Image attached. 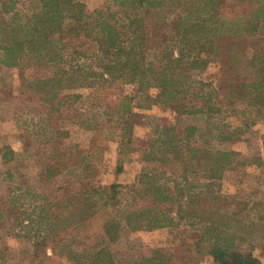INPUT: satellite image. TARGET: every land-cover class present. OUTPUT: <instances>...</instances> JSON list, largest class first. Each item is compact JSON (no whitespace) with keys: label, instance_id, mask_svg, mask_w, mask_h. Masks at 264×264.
I'll return each instance as SVG.
<instances>
[{"label":"trees","instance_id":"16d2710c","mask_svg":"<svg viewBox=\"0 0 264 264\" xmlns=\"http://www.w3.org/2000/svg\"><path fill=\"white\" fill-rule=\"evenodd\" d=\"M0 1L2 14L13 13L9 20L17 22L2 18L0 63L30 71L28 88L38 96L30 99L47 105L42 114L50 129L71 120L68 112L82 98L79 90L92 89L97 82L133 87L119 105L116 178L123 172L127 151L141 153L143 162L185 165L181 182L186 185L201 169L202 178L221 179L236 160L234 152L200 148L199 128L178 123L157 125L152 138L138 136L134 146L140 128L133 120L138 116L134 109L175 113L176 121L182 116H205L210 121L233 120L240 128L264 126V0H201L199 5L194 0H113L114 7L93 13L83 0H33L28 14L16 10L21 0ZM249 50L254 52L251 57ZM227 63L229 72L223 70ZM240 64L246 66V74L236 73ZM211 66L218 76L197 77ZM46 70L49 76H37ZM235 135V131L220 132L219 139L231 141ZM50 143L41 148L45 163L40 186L50 232L35 242L29 264H61L56 260L62 255L59 249L83 245L98 234L116 241L123 224L134 231H149L196 218L211 222L204 210L219 201L215 194L185 192L180 186L174 194L172 188L159 184L155 170L145 169L138 179L142 189L136 188L133 197L123 201L116 179L103 185L100 164L93 163L96 158L89 151L60 154L61 141ZM10 212L17 221L22 218L19 209ZM7 215L0 212V223ZM259 220L264 223V216ZM213 237L214 241L199 236L195 243L200 255L210 257L213 264H262L252 253L227 245L218 233ZM49 249L53 258L47 255ZM173 258L156 250L149 258L125 263L103 248L76 254L72 261L173 264Z\"/></svg>","mask_w":264,"mask_h":264},{"label":"rangeland","instance_id":"374dc122","mask_svg":"<svg viewBox=\"0 0 264 264\" xmlns=\"http://www.w3.org/2000/svg\"><path fill=\"white\" fill-rule=\"evenodd\" d=\"M194 1L199 5L201 0ZM236 1L238 0H225ZM32 2L33 0H21L16 5V10L28 14L34 6ZM83 2L90 13L114 7L113 0ZM1 6L0 1V8ZM12 16L13 13L2 14L0 10V44L4 43L2 18L9 20ZM261 34H264V29ZM252 54L254 52L249 50L248 57ZM2 55L0 50V58ZM227 65L228 63L223 65V70L229 72ZM236 68L237 74L248 72L243 64ZM29 75L30 71L22 72L19 68L5 67L0 63V212L8 214L0 223V264H29L35 242L50 232L44 212L45 196L40 190L43 181L42 167L45 163L41 148L46 149V145L56 140L61 141L60 154L89 151L96 158L92 162L100 164L98 177L105 180L103 185L116 179L121 186L118 191L123 201L130 200L136 188L138 191L142 189L138 179L145 169L155 170L159 184L169 186L174 194L178 190L176 187L180 186L185 192L202 191L207 195L215 194L220 197L218 202H211L204 210L205 217H211L210 223L196 218L179 225L176 222L170 228L149 231H134L123 224L116 241H109L102 233L93 236L83 245L59 249L62 255L56 260L61 264H73L72 258L76 254L94 253L103 248H107L117 260L125 263L149 258L154 251L162 250L173 254V264H213L210 257L200 255L195 243L199 236L208 240L212 237L213 240L214 233L227 240V245L252 253L264 264V223L259 220V216H264V126L260 130L240 128L233 120L210 121L205 116H182L176 121L175 113L168 116L156 108L149 111L134 109L138 116L133 120L140 124L134 146L138 136L152 138L157 125L178 123L180 127L199 128L200 135L197 140L200 148L213 153L234 152L236 160L232 167L222 173L221 179H204L201 176L205 170L201 169L186 185L181 182L185 165L143 162L141 153L127 151L123 172L116 178L118 142L122 126L119 113L122 107L119 105L127 94L132 93L133 87L121 82H97L92 89L79 90L82 98L68 112L72 116L71 120L62 121L59 129L54 130L47 127L42 114L47 105L41 104L37 99H30L38 96L28 88ZM37 76L47 77L49 71H39ZM216 76L218 70L211 66L203 75L197 77L209 80ZM234 131L236 135L233 140L219 139L220 132L230 135ZM11 208L22 212L19 221L10 212ZM171 217L176 218L174 214ZM69 250L72 251L71 254ZM47 255L53 258L50 249ZM182 257L186 259L182 260Z\"/></svg>","mask_w":264,"mask_h":264}]
</instances>
